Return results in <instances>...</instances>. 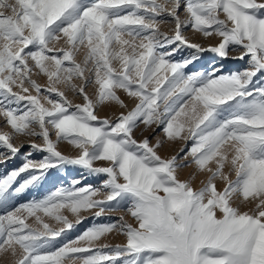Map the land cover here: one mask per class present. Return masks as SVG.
<instances>
[{
	"label": "snow or ice",
	"instance_id": "snow-or-ice-1",
	"mask_svg": "<svg viewBox=\"0 0 264 264\" xmlns=\"http://www.w3.org/2000/svg\"><path fill=\"white\" fill-rule=\"evenodd\" d=\"M0 9V116L11 130L0 132L6 150L0 160L20 152L17 137L41 140L30 147L45 154L33 159L29 152L0 177V253L14 264H264V0H0ZM168 23L172 35L161 30ZM188 28L218 43L190 42ZM185 50L187 56L175 59ZM230 51L247 58V68L197 67L203 53L226 59ZM34 69L47 77L43 90L31 78ZM92 85L95 100L87 91ZM118 90L134 106L100 119V105L128 109ZM140 125H163L169 141L187 131L192 163L210 173L203 187L194 190L177 178L182 165L158 154L160 140L138 141ZM61 143L78 154H62ZM97 161L108 166L94 167ZM66 166L103 174L102 189L73 179L14 205V196ZM101 190L106 199H93ZM237 200L254 207L241 212ZM91 209H98L96 217L124 209L136 226L93 224L57 246L73 228L64 210L79 223V214ZM112 232L126 243L96 247Z\"/></svg>",
	"mask_w": 264,
	"mask_h": 264
},
{
	"label": "rangeland",
	"instance_id": "rangeland-1",
	"mask_svg": "<svg viewBox=\"0 0 264 264\" xmlns=\"http://www.w3.org/2000/svg\"><path fill=\"white\" fill-rule=\"evenodd\" d=\"M6 2H11V0H6ZM158 2H162V0H158ZM183 2V0H182ZM3 9H0L2 11ZM181 19H187V14L184 12L183 8L180 11ZM223 18V17H222ZM174 24L168 23L161 25V30L166 31L169 35L173 34ZM184 35L186 38L193 43H199L204 46L207 45H215L218 43L217 37H210L205 39L201 34L193 32L190 28L184 30ZM63 42L61 41V44ZM190 50H185L181 55L175 57V59L179 60L182 56H187ZM240 52L238 51H230L229 56L226 59H221L215 56L212 53H203L201 60L197 63V67L207 68L210 66H216L223 69L224 72L228 71H237L243 70L247 68V58L244 61L239 59H235L234 57H238ZM77 62H81L83 59V54H78ZM115 67H119L118 64L114 65ZM87 75V73H86ZM32 79H34L42 88L47 87L48 81L47 77L39 74L38 69H34L32 74ZM73 83L80 84L79 80H74ZM27 86V85H25ZM61 91L65 89L63 87L60 88ZM13 91L20 92L19 88L14 87ZM89 96L95 100V86H89L88 89ZM30 93L35 95V92L30 89ZM24 94V93H21ZM68 98L73 101L74 104H82L83 100L81 97L73 94L66 93ZM117 94L121 97L125 103L128 104V109H121L118 105H115L114 102H110L106 105H100L97 108L96 115L100 119H115L120 112L130 110L134 106V101L126 96L122 91H117ZM44 102V101H42ZM46 103V102H45ZM46 106H48L46 104ZM163 109V105L161 106ZM163 125H153L151 129H145L143 125H140L135 130V138L138 141L143 140L144 138H148L152 145H155L157 140L161 141V147L157 150L158 154L165 159H170L173 156L176 157L177 163L182 165L177 169V178L180 181L187 182L194 190H199L203 185L207 182V178L210 173L200 172L196 165L192 163V157L190 155V149L193 146V139L187 131H185L182 136V139L169 141L166 138V134L163 131ZM10 128L5 126V120L3 116H0V132H10ZM53 139L55 137L53 136ZM14 144L20 148V152L16 155V157L9 158L7 160H0V177L5 175L12 170L18 169L22 163L24 162L25 156L29 152H33V159L42 158L44 153H36L34 152L30 145L32 143L41 144L42 141L37 138H29V137H17L14 139ZM58 150L62 152V154L74 157L78 154V150L74 149L72 146L67 143H61L58 145ZM0 152H6L4 149H0ZM186 165V166H183ZM108 166L107 162L97 161L94 163V167H104ZM213 168L215 165H211ZM229 171V167L226 165L225 172ZM83 170L76 166H66L59 169H51L47 176L43 179L42 183L35 188H31L22 194H18L14 196L13 203L14 205H19L22 203H26L31 201L32 199H40L46 196L50 191L55 190L57 187H69L71 186V181L73 179H81L82 185H91L93 188H101L102 183L106 179V177L101 174L99 176H89L86 173H83ZM22 176H27V173L22 174ZM235 173L231 172L230 179L235 180ZM217 188L222 190L225 186L224 182L221 180L216 181ZM93 199L103 200L106 199V193L101 190L98 194L93 197ZM234 206H238L241 212L250 211L254 206L247 203H241L237 200L234 203ZM98 209H91L88 211H82L79 214V223L77 222V217L72 215L68 210H64L63 214L68 217L70 222L73 224V228L70 230H66V234L57 238L55 242L57 246L66 243L70 239H74L78 235H80L86 228L91 227L93 224H105V223H115L117 225L121 223L132 224L136 226V222L127 213L126 210L120 209L112 212H104L100 215V217H96L95 213ZM0 214H3V211L0 210ZM121 217L123 219H121ZM51 224L53 228L58 229L62 227V225L56 224L54 221H47ZM29 223H32L30 220ZM126 243V237L119 232H112L106 234L101 238L100 241L96 242V247H99L102 244H108L110 247H115L116 245H124ZM0 264H14V258L9 254L0 253Z\"/></svg>",
	"mask_w": 264,
	"mask_h": 264
},
{
	"label": "bare ground",
	"instance_id": "bare-ground-1",
	"mask_svg": "<svg viewBox=\"0 0 264 264\" xmlns=\"http://www.w3.org/2000/svg\"><path fill=\"white\" fill-rule=\"evenodd\" d=\"M210 166H211V165H210ZM203 173L207 174L208 172L205 171V172H203Z\"/></svg>",
	"mask_w": 264,
	"mask_h": 264
}]
</instances>
